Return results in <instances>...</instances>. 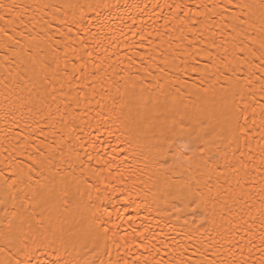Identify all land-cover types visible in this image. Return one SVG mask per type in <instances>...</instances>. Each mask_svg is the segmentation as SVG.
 <instances>
[{
  "label": "bare ground",
  "instance_id": "bare-ground-1",
  "mask_svg": "<svg viewBox=\"0 0 264 264\" xmlns=\"http://www.w3.org/2000/svg\"><path fill=\"white\" fill-rule=\"evenodd\" d=\"M18 261L264 264V0H0Z\"/></svg>",
  "mask_w": 264,
  "mask_h": 264
},
{
  "label": "snow or ice",
  "instance_id": "snow-or-ice-1",
  "mask_svg": "<svg viewBox=\"0 0 264 264\" xmlns=\"http://www.w3.org/2000/svg\"><path fill=\"white\" fill-rule=\"evenodd\" d=\"M6 239H7V237H6ZM17 264H24V262L23 261H18Z\"/></svg>",
  "mask_w": 264,
  "mask_h": 264
}]
</instances>
